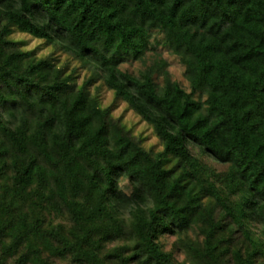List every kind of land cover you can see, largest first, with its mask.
Listing matches in <instances>:
<instances>
[{
    "label": "trees",
    "instance_id": "16d2710c",
    "mask_svg": "<svg viewBox=\"0 0 264 264\" xmlns=\"http://www.w3.org/2000/svg\"><path fill=\"white\" fill-rule=\"evenodd\" d=\"M100 80L161 152L102 107ZM0 264H264V0H0Z\"/></svg>",
    "mask_w": 264,
    "mask_h": 264
},
{
    "label": "rangeland",
    "instance_id": "374dc122",
    "mask_svg": "<svg viewBox=\"0 0 264 264\" xmlns=\"http://www.w3.org/2000/svg\"><path fill=\"white\" fill-rule=\"evenodd\" d=\"M13 40L22 43V48L25 51H34L37 58H50L59 67L67 68V72L75 73L76 81L78 85L82 86L89 78L92 77V71L88 68H84L82 64L75 60L72 56L65 53L58 47L48 44L44 40L36 39L28 34L20 33L16 31L11 35ZM162 57L169 64V72L173 80L180 82L184 88L189 89V85L184 77L185 69L180 63L179 59L171 55L166 49L160 48ZM123 70H127L133 74H138L144 69L141 63H127L122 66ZM97 89L99 91V97L103 108L113 107V116L115 119L120 120L123 125L130 130L133 135L140 138L143 142V146L147 150L154 151L155 153L161 152L163 150V144L156 137L153 128L142 120L130 107L122 102L116 101L115 95L112 91L108 90L104 85L103 81H97L94 83L90 90L93 94H96ZM193 152H197L195 148H192ZM204 162L210 164L218 172H225L227 170L226 166L218 165L213 163L211 160L204 158ZM175 239H168L167 249H172V244ZM183 256L177 254V259L183 261Z\"/></svg>",
    "mask_w": 264,
    "mask_h": 264
},
{
    "label": "clouds",
    "instance_id": "9594fccd",
    "mask_svg": "<svg viewBox=\"0 0 264 264\" xmlns=\"http://www.w3.org/2000/svg\"><path fill=\"white\" fill-rule=\"evenodd\" d=\"M129 183L127 178L121 179L119 181L120 187H123L125 184ZM156 207V202L150 196L146 197L144 202L140 204V208H142L145 212H149L150 210ZM136 209L135 204H129L126 206H121L118 209V217L124 221L125 223H132L134 217L132 216V212Z\"/></svg>",
    "mask_w": 264,
    "mask_h": 264
}]
</instances>
